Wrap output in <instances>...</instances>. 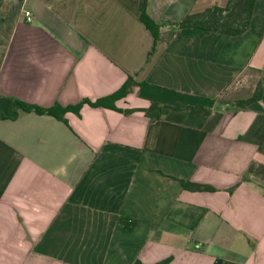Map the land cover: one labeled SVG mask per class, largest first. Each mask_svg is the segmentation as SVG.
Instances as JSON below:
<instances>
[{"label":"crops","instance_id":"crops-1","mask_svg":"<svg viewBox=\"0 0 264 264\" xmlns=\"http://www.w3.org/2000/svg\"><path fill=\"white\" fill-rule=\"evenodd\" d=\"M227 2L148 0L155 41L139 0H0V264H264V91L225 97L264 78V0L236 36L177 24ZM128 77L116 109L11 110L93 102ZM153 102L172 109L151 120Z\"/></svg>","mask_w":264,"mask_h":264},{"label":"trees","instance_id":"trees-1","mask_svg":"<svg viewBox=\"0 0 264 264\" xmlns=\"http://www.w3.org/2000/svg\"><path fill=\"white\" fill-rule=\"evenodd\" d=\"M256 0H228L225 6H218V4H213L208 6L201 12L189 13L183 17L177 23L179 27H199V29L210 30L212 28H217L225 34L229 35H239L246 31L251 23V15ZM148 0H139L138 9H139V19L145 25L152 35L154 36L155 41L159 38L158 29L159 24L152 20L146 12V6ZM135 82L131 80L130 77L123 83V85L114 93L110 95H105L96 99L93 102L88 101V99H82L79 103L74 106H60L56 104L54 107L42 108L35 106L34 104H28L21 102L19 100H12V109L21 108L24 111H34L37 114H52L59 119H63V112L73 111L78 113L81 106L84 103H88L91 106L95 107H106L111 109H116L115 102L124 95L128 94L131 90L132 85ZM264 91V78L257 82L256 88L252 95L247 98H242L236 100L235 105L238 107H245L246 105L258 101ZM172 109V106L161 105L159 103L153 102L146 110L145 114L151 120L161 119L163 115L168 113ZM192 114L197 115H207L210 113V109L202 106H190L188 107ZM4 116L0 113V119ZM182 187L188 190L195 191H210L214 190L213 186L208 184H200L191 181H180ZM170 258H165L154 264H167L170 261ZM133 264H143L140 261L136 260Z\"/></svg>","mask_w":264,"mask_h":264},{"label":"rangeland","instance_id":"rangeland-1","mask_svg":"<svg viewBox=\"0 0 264 264\" xmlns=\"http://www.w3.org/2000/svg\"><path fill=\"white\" fill-rule=\"evenodd\" d=\"M257 76L258 75H252V73H245L242 76L239 77L238 80H236L235 84L232 85V87L230 88V92H227L225 94V97L229 96V97H235V93L239 92L240 90H242V88L247 87L249 90L248 93L250 95H252V93L254 92L256 85H257ZM248 93H243L241 98H245V95H247ZM234 94V95H233ZM249 95V96H250Z\"/></svg>","mask_w":264,"mask_h":264},{"label":"built area","instance_id":"built-area-1","mask_svg":"<svg viewBox=\"0 0 264 264\" xmlns=\"http://www.w3.org/2000/svg\"><path fill=\"white\" fill-rule=\"evenodd\" d=\"M23 16L25 18L24 20L27 21V22H29V21H31L33 19V15H32V13L29 10H24L23 11Z\"/></svg>","mask_w":264,"mask_h":264}]
</instances>
